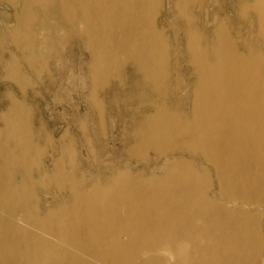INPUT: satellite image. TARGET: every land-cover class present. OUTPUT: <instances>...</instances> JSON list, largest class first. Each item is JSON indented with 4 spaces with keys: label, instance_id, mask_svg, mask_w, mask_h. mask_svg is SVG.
Segmentation results:
<instances>
[{
    "label": "bare ground",
    "instance_id": "obj_1",
    "mask_svg": "<svg viewBox=\"0 0 264 264\" xmlns=\"http://www.w3.org/2000/svg\"><path fill=\"white\" fill-rule=\"evenodd\" d=\"M28 2L27 15L30 3L50 5L65 27L85 36L96 107L101 106L99 85L109 76H122L126 64L143 77L156 100L147 103L153 110L135 131L132 155L144 157L151 149L163 162L157 175L119 171L90 189L63 173L60 164L47 178L38 172L33 179L26 108L14 101L8 126L0 129V264L264 260V0L243 6L253 11L257 25L250 42L233 37L223 25L203 35L188 13L193 0L177 2L184 22L180 38L179 32L169 37L157 22L158 0ZM22 20L19 30L25 34L28 21ZM180 46L187 50L194 78L186 109L170 87V70L175 69L171 53L178 61ZM11 166L18 168L12 175ZM209 167L218 182V199L210 194ZM46 182L70 183L68 207L46 206L40 213L43 207L31 200L34 192L28 184Z\"/></svg>",
    "mask_w": 264,
    "mask_h": 264
},
{
    "label": "rangeland",
    "instance_id": "obj_2",
    "mask_svg": "<svg viewBox=\"0 0 264 264\" xmlns=\"http://www.w3.org/2000/svg\"><path fill=\"white\" fill-rule=\"evenodd\" d=\"M158 1L161 7L157 22L168 29L169 37L179 32L180 38V25L184 22L177 8L178 0ZM245 3L250 0H193L188 13L195 26L205 32L203 35L223 25L233 37L250 42L257 25L253 11L244 9ZM27 4L28 0H0V129L3 131L9 124L14 101L26 108L25 133H29L34 145L31 178H39L36 176L40 173L47 178L57 164L83 189H90L97 182L105 184L119 171L144 177L159 174L163 158H157L156 151L147 149L144 157L132 155L136 152L135 131L153 110L147 103L156 100L143 77L126 64L122 76H109L99 85L96 98L101 106L96 107L91 96L94 82L89 72L90 52L83 43L85 36L65 27L50 5L42 8L30 3L29 16ZM20 19L28 21L25 34L19 30ZM238 27L242 29L240 34ZM179 51L183 55L178 61L175 52L171 53L170 65L176 70H170V87L186 109L194 78L185 60L187 50L180 46ZM2 140L6 142L5 137ZM197 161L201 163L200 158ZM8 168L11 175L18 169ZM210 172V194L218 199V182L211 169ZM29 185L34 192L31 200L43 207L41 214L46 212V206L55 209L71 203L69 182ZM263 252L264 249L262 255ZM258 264H264L261 257Z\"/></svg>",
    "mask_w": 264,
    "mask_h": 264
}]
</instances>
